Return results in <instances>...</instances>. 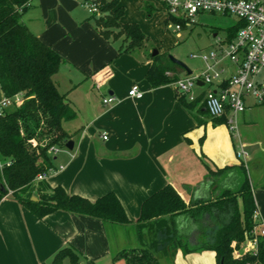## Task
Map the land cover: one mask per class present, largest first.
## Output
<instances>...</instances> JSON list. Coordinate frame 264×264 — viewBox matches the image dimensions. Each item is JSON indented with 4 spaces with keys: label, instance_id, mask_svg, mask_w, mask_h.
I'll return each mask as SVG.
<instances>
[{
    "label": "crops",
    "instance_id": "crops-1",
    "mask_svg": "<svg viewBox=\"0 0 264 264\" xmlns=\"http://www.w3.org/2000/svg\"><path fill=\"white\" fill-rule=\"evenodd\" d=\"M88 1L31 0L21 16L29 30L63 58L53 79L77 110L68 131L73 148L54 153L55 169L44 180L50 187L60 185L67 193L92 201L112 192L130 222L119 225L63 210L38 218L4 196L0 200V264H51L54 254L65 246L77 253L79 264H123L113 261L117 251L152 247L160 227L170 223L168 216L137 221L146 198L170 184L187 204L214 200L221 190L239 186L241 164L264 221V120H253L264 103L249 102L239 115L238 139L233 137L225 122L210 119L202 99L191 109L182 105L180 96L190 101L178 92L175 82L151 86L146 80L151 57L140 49L119 53L121 43L104 38L95 28L85 6ZM118 1L124 10L121 21L137 23L144 32L142 20L146 22L145 16L151 17L155 9L152 0ZM156 1L164 10V22L165 7ZM222 66L232 69L229 63ZM179 72L180 78L187 75ZM133 85L142 92L140 98L128 96ZM206 89L200 83L193 93L197 97ZM87 91L93 93L92 101L87 100ZM107 96L114 98L112 103L102 102ZM3 97L0 90V100ZM236 139L247 152L245 162L236 156ZM225 166L232 168L219 175L216 169ZM236 204L241 209L239 196ZM220 217L225 216L212 210L198 220L179 214L173 222L177 232L195 246ZM158 249L155 255L161 264H216L212 251L184 253L177 248L168 259L161 254L162 247ZM61 264L71 263L65 258Z\"/></svg>",
    "mask_w": 264,
    "mask_h": 264
},
{
    "label": "trees",
    "instance_id": "trees-1",
    "mask_svg": "<svg viewBox=\"0 0 264 264\" xmlns=\"http://www.w3.org/2000/svg\"><path fill=\"white\" fill-rule=\"evenodd\" d=\"M28 1L0 0V90L4 97L20 95L23 100L19 106L0 113V200L9 196L38 218L52 211L63 210L108 223L127 224L130 221L112 192L92 201L77 194H69L60 185L50 187L44 179L37 180L38 175H47L55 169L52 149L64 148L65 143L71 140L72 133L65 129L64 124L76 119L77 110L67 93L58 90L53 79L63 58L32 33L21 19ZM88 2L97 6L98 10L91 13V19L103 37L112 40L122 37L124 46L120 45L119 53H129L145 46L147 36L140 26L121 21L124 10L118 0ZM163 5L164 24L172 22L180 23L181 29L188 27L184 20L168 16L167 8ZM241 25L237 22L229 27L224 42H230ZM149 56L152 64L146 73V80L151 86L176 82L180 78L179 71L186 75L183 68L170 59L163 60L159 55ZM203 96L204 92L190 102H186L182 96L178 99L191 109L197 101L203 100ZM211 119L217 123L225 122L224 118ZM231 168L225 166L216 169V172L224 175ZM237 170L240 175L239 186L234 190H221L214 200L203 199L187 204L170 184L154 192L142 203L137 221L148 223L168 216L170 223L160 227L152 247L119 250L114 254L113 261L121 260L123 264H161L155 253L162 247L161 254L168 259H172L177 248H180L184 253L212 251L216 264H264L263 237L258 238L255 254L249 251L234 254L250 234L255 208L244 165L238 166ZM1 187L5 188L4 192ZM32 196L37 200H32ZM238 196L241 209L236 204ZM212 210L223 213L225 217H220L212 228L205 230L198 245H191L177 232L173 222L175 216L187 214L198 220L205 213L211 215ZM65 258L71 264H79L77 253L67 246L54 254L51 264H61Z\"/></svg>",
    "mask_w": 264,
    "mask_h": 264
},
{
    "label": "built area",
    "instance_id": "built-area-1",
    "mask_svg": "<svg viewBox=\"0 0 264 264\" xmlns=\"http://www.w3.org/2000/svg\"><path fill=\"white\" fill-rule=\"evenodd\" d=\"M31 0L27 2L30 5ZM167 8V15L184 20L189 26L195 23L196 16L203 13L232 15L242 23L234 38L224 42L217 38V49L201 56L204 68L199 73H191L179 78L174 84L179 93L193 101L196 95L192 88L198 82L206 85L201 104L210 118H224L227 130L238 139L239 115L249 102L264 103V0H161ZM89 13L97 12L94 3H85ZM174 30H181L180 23H174ZM228 62L232 69L222 66ZM128 96L140 98L142 92L133 85ZM113 97L102 98L104 104H110ZM23 102L20 95L0 100V113L3 110L19 106ZM105 139L106 135L102 134ZM55 153L57 149H52ZM236 156L246 161L247 152L238 141ZM8 164V163H7ZM37 176V180L45 178ZM253 227L243 245L245 251L257 252L258 238H264V221L255 206L252 213Z\"/></svg>",
    "mask_w": 264,
    "mask_h": 264
},
{
    "label": "rangeland",
    "instance_id": "rangeland-1",
    "mask_svg": "<svg viewBox=\"0 0 264 264\" xmlns=\"http://www.w3.org/2000/svg\"><path fill=\"white\" fill-rule=\"evenodd\" d=\"M151 4L155 9L151 11V17L145 16L146 22L142 20L147 39L145 46L140 48V50L146 51L148 56L154 50H157L158 53L156 55H159L163 60L169 59V56H172L183 62L193 73H199L204 68L201 56L210 50H216L218 47L217 38L223 39L226 35V30L237 23V18L232 15L203 13L196 16L195 23H192L185 29L175 31L172 22L164 24L162 21L164 10L161 4L156 0H152ZM117 40L124 46L121 36ZM226 63L228 62H224V64ZM60 87V91L64 92L62 86ZM203 87L206 88V85ZM196 88L194 86L192 90ZM67 96L70 100L71 98L68 94ZM86 96L87 100L90 99L92 101L91 98L94 95L87 91ZM253 112L255 113V111ZM253 117V120H264V109L255 113ZM64 127L67 131H70L72 129V122L65 123ZM238 131L240 132L239 127ZM240 248L243 252L245 251V247L240 246ZM240 248L234 251L235 255L242 252Z\"/></svg>",
    "mask_w": 264,
    "mask_h": 264
},
{
    "label": "water",
    "instance_id": "water-1",
    "mask_svg": "<svg viewBox=\"0 0 264 264\" xmlns=\"http://www.w3.org/2000/svg\"><path fill=\"white\" fill-rule=\"evenodd\" d=\"M157 50H154L151 55L152 56H155L157 54ZM169 59L171 62L179 65L181 68H183V70L186 72L187 75H190L192 73V71L183 63L181 62L180 60L172 57V56H169ZM198 84H200V82H198ZM65 148L71 150L73 148V141L72 140H68L66 143H65ZM1 191L4 192L5 191V188L1 187ZM32 200H36V198H32Z\"/></svg>",
    "mask_w": 264,
    "mask_h": 264
}]
</instances>
